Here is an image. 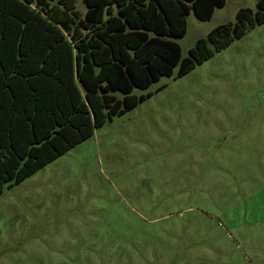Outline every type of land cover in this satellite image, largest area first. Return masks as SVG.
Here are the masks:
<instances>
[{"label": "rangeland", "instance_id": "374dc122", "mask_svg": "<svg viewBox=\"0 0 264 264\" xmlns=\"http://www.w3.org/2000/svg\"><path fill=\"white\" fill-rule=\"evenodd\" d=\"M240 9L257 0L191 12L182 58ZM148 92L5 187L0 264H264V24Z\"/></svg>", "mask_w": 264, "mask_h": 264}, {"label": "trees", "instance_id": "16d2710c", "mask_svg": "<svg viewBox=\"0 0 264 264\" xmlns=\"http://www.w3.org/2000/svg\"><path fill=\"white\" fill-rule=\"evenodd\" d=\"M82 2L84 14L77 0H0V195L152 95L135 89L188 74L264 24L257 0L182 58L186 17L208 21L225 0Z\"/></svg>", "mask_w": 264, "mask_h": 264}]
</instances>
